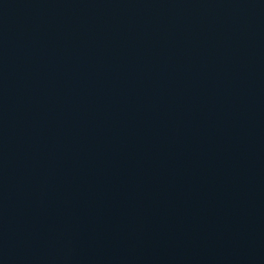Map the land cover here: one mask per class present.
Segmentation results:
<instances>
[{
	"label": "water",
	"instance_id": "water-1",
	"mask_svg": "<svg viewBox=\"0 0 264 264\" xmlns=\"http://www.w3.org/2000/svg\"><path fill=\"white\" fill-rule=\"evenodd\" d=\"M0 264H264V0H0Z\"/></svg>",
	"mask_w": 264,
	"mask_h": 264
}]
</instances>
